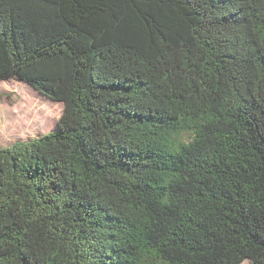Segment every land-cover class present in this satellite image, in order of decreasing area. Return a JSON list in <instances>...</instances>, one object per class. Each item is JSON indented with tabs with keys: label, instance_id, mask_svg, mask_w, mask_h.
Segmentation results:
<instances>
[{
	"label": "trees",
	"instance_id": "1",
	"mask_svg": "<svg viewBox=\"0 0 264 264\" xmlns=\"http://www.w3.org/2000/svg\"><path fill=\"white\" fill-rule=\"evenodd\" d=\"M7 80L0 264H264V0H0Z\"/></svg>",
	"mask_w": 264,
	"mask_h": 264
},
{
	"label": "rangeland",
	"instance_id": "2",
	"mask_svg": "<svg viewBox=\"0 0 264 264\" xmlns=\"http://www.w3.org/2000/svg\"><path fill=\"white\" fill-rule=\"evenodd\" d=\"M63 110L62 103L49 100L19 80L0 81V145L51 132Z\"/></svg>",
	"mask_w": 264,
	"mask_h": 264
}]
</instances>
